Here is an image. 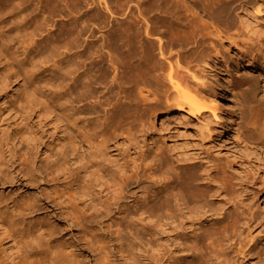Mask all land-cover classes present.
Instances as JSON below:
<instances>
[{
    "label": "bare ground",
    "instance_id": "obj_1",
    "mask_svg": "<svg viewBox=\"0 0 264 264\" xmlns=\"http://www.w3.org/2000/svg\"><path fill=\"white\" fill-rule=\"evenodd\" d=\"M0 1L3 2L5 0ZM12 1L14 3L13 6H15L16 0ZM40 1L41 0H39V2ZM44 1V5L37 6L36 8L33 5L35 0H21V2L19 0L15 8L17 5H22V8L23 5L27 3L24 6V9L27 8L26 11H24L26 13L28 9L31 11L30 8L32 9L33 6L37 10L40 8V10H43L42 7L45 8L48 3H51L50 1L56 3L55 7H58L59 3L65 2V0ZM100 1L101 0L96 1V3ZM118 1L119 0H117L116 3H122L123 6L126 3L123 4L121 0L120 2ZM125 1H129V6L127 7H130V11H128V14H130L128 16L126 14L125 17L123 16L125 19L127 18V20L123 24L122 22H114L115 24L111 25V23V26H109L110 28H108L112 32V35H110L114 42L111 43L114 45L115 52H113L111 48H108V46L111 45L110 43V45L106 47L104 42H109V40L106 41L104 37L105 41L102 40L103 42L99 45H96L93 39L89 41L88 39H82L80 37V57L77 54L80 63H76L77 67L80 65L78 67L80 73L77 74V76L74 75L75 77L73 76V81L70 82L71 80L69 77H72L69 76V74H72L74 68L72 70L69 69V71L64 74L53 69L52 71H48L53 79V82L49 83V85L56 86L58 92L66 97L68 104L74 110L73 114L80 116V156H73L76 162L75 165L80 170V175H76L73 179H70L67 184L62 185L61 191L57 194L58 198L63 202H68L72 198L80 197V227L84 230L97 229L98 222L106 218L109 221L108 227L111 229L142 230L145 233V241L148 248H151L152 238L158 236L156 238L157 251L155 254L158 264H264V219L263 215L253 209L255 203L252 204L249 201L248 190L250 189V180L246 175L235 174V176H232L230 170L227 168L228 164L219 162L208 150L204 149L207 138L212 136V123L210 124V121L204 122V130L201 131V135L198 137L200 150L193 157L183 159L177 158L172 161V159L163 152V147L159 143L160 140L162 141L165 139L164 141L166 142L167 139L171 142V146L174 149L177 148L176 143L172 142L173 140L170 139L171 135H169L170 121H168V118L170 117V113H179L180 116H204L211 119V122L212 118H215V120L217 119L221 127L219 129L220 135L216 136L221 141H225L223 138L224 134L230 127V122H234L235 120V105L230 99L228 92L230 86L227 88L226 81L224 80L225 77L223 79V76L221 77L218 72L212 69L213 66L210 67V62L208 63V61H206L207 58L204 54L200 56L198 53L199 56H194V53L199 51L196 49L197 46L200 47L203 40L200 39L201 36L199 39L197 38L198 34L200 35L202 32H197L195 34L194 30H196V28L194 25L197 27L199 23V25L202 26L203 24H200L201 20L195 24L196 20L199 18L196 19L197 16L194 15L193 20H195V23L193 22L192 24V21L189 20L191 23L188 21L194 27V30L188 32L186 31L188 22L182 19L186 17H183L184 15L181 13L179 16L175 15V13L179 11V4L183 7L182 4L188 0ZM210 1H212V5H217L212 8L210 6L211 4L209 3V5L207 3V5L213 9H211L212 11L217 12L216 14H219L218 9H223V7L226 6L223 5L224 3L227 4L226 1L223 2L224 0ZM233 1L234 0H231L229 4ZM89 2H91V0ZM1 3L0 16L2 18L3 15L6 14V10L4 11L6 2L5 5ZM104 3L100 5L104 7ZM192 3L195 7L200 5L201 8L205 10L204 12H209V6L207 7V5H204V0H193ZM148 4L152 5H150V8L152 7L151 9L148 8ZM49 5L48 7L51 6ZM63 5L66 6V4ZM94 5L97 4L94 3ZM106 5H108V2ZM188 5L190 4L187 2L185 7ZM116 6L118 8L120 7V5ZM260 6H257L258 11L260 10ZM190 7L188 6L189 9L186 8V10L192 11ZM17 8L20 9V7ZM35 8H33L34 11L36 10ZM51 8L53 7L51 6ZM177 8L178 10L176 12L169 15L173 9L175 10ZM105 9L110 11L109 13L111 15L115 11L111 13L112 10L110 7H106ZM121 9L126 10L125 7H123L118 9V11ZM136 10L142 21L138 20V16L136 17V15H134ZM151 11L155 13L151 14ZM36 12H32V14ZM119 12L123 14L124 11ZM18 13L22 12L19 11ZM29 13L30 12H28V14ZM44 13L46 12H42V17L40 15L38 16L39 18L41 17L38 22V29L39 27H44L43 29H45L49 24L51 27L55 25L60 31L67 30L66 27L63 29V23H61L62 25L60 22H57L58 24L56 22L55 24L52 23L54 22L52 20L54 18L52 17L50 18L52 22L49 23V18L45 16ZM52 13L54 14V11L50 14ZM212 13L213 12L208 14L211 16ZM28 14L26 13V16H28ZM32 14L29 16H34V14ZM57 14L54 15L56 16ZM19 15L17 18L20 17ZM191 15H193V13ZM31 17L29 18L31 19ZM36 17L34 18L35 22L36 19H39ZM63 17L64 16L61 18ZM111 17L113 18V16ZM119 17L120 15L116 18L118 19ZM21 18L23 17L21 16ZM190 18L191 17H189V19ZM77 19H79V17ZM186 19L188 20V18ZM56 20L55 18V21ZM20 22L18 24H20ZM62 22H64V20ZM70 23L72 27V22ZM35 25L36 24H34V26ZM88 25L89 24L81 25L80 33L85 30H94ZM22 26L23 25L20 27ZM20 27L18 26L17 28ZM50 28L46 29L49 30ZM171 28L177 30V32L174 31L176 35L174 32L170 34V32L174 30H169ZM184 30L186 33L188 32L189 35L191 33L190 37L194 34L197 35H194V43L189 41L191 44L193 43L191 47H189L187 43H185L186 46L181 42L177 44V37L180 36L182 39ZM41 31L38 32L40 35L35 33L36 36H41ZM50 31L46 33L47 35H43V39H40L41 37L39 38L41 42L44 41L43 44L46 40H49ZM33 32L31 33L33 34ZM192 32H194V34ZM62 33L60 34L62 35ZM94 33L92 32L91 34ZM125 33L128 35V37L126 36L127 39H123V34ZM35 34H33V36ZM153 35L159 38V44L155 41L156 45H154L155 43L153 44V42L151 45H148L146 38H151L150 36ZM36 36L34 37L36 38ZM184 36L185 38L187 37L186 35ZM55 37L58 38L57 35ZM49 38L51 39L52 37ZM101 38L98 37V40L100 39L101 41ZM171 38L177 39L175 43L177 44L176 46H174L175 44L171 41L169 42H171L173 46L170 43V47L167 43L166 45L163 43L166 39L169 40ZM112 39H110V41ZM36 40L39 41L38 39ZM121 40L125 41L122 42ZM185 40H187V38ZM51 41L52 43L55 42L54 40H49L50 43ZM2 42L3 45H7L8 37L5 39L3 38ZM137 42L141 44L139 45ZM52 43L51 45L55 44ZM35 44L33 45L36 49L38 45ZM78 45L79 44H77V46ZM104 45L110 50L108 52L114 53L109 54V57L107 56L108 58L103 59L104 61L106 59L109 61L108 63L106 61V63L113 69H110V67L108 68L110 71L112 70V73L105 67L107 65H104V63L102 64L103 66L99 64V60H97V62L99 61L97 64L89 60L93 53H96V55L98 54V57H106L105 54L101 53V49L104 48ZM155 46H157L156 50L158 48L160 57H156L159 59L166 55H168V57H166L169 58L173 52L176 53L177 59L173 57V59L175 58L176 60L174 59V63H172L173 59L172 61L170 60L169 63H167L169 65L166 64L168 68H166V66L165 69L163 66L168 59L166 57V60L163 58L165 62L164 60L161 61L164 62V65L159 64L161 67L159 68L157 65L161 62H158V58H155L156 61L153 60ZM135 50H137V52H135ZM194 50L196 52H194L193 55L192 52ZM26 51L27 49H24L22 54L26 55ZM78 51L79 50H77V52ZM127 51L132 56H137V58L133 60L129 55L128 57L131 58V60L128 57V59H125L126 57L123 58L126 56L124 54ZM204 51L207 52L209 50L204 49ZM73 53L76 56V52ZM105 53L107 52L105 51ZM209 53H211V51ZM121 54L124 56L122 57ZM97 56L92 58L95 59ZM59 58L61 59L62 56ZM92 63L94 65H92ZM201 63L210 69V83H208V75H206L207 81L202 71L200 72L201 69L203 70V68H205L201 67ZM196 66H199L200 68H198L200 70H198ZM142 67L144 68L142 69ZM48 69L49 68H47V70ZM206 69L208 70V68ZM75 72L73 74H75ZM145 72L149 75L150 80L146 79L148 75L145 78ZM67 74L69 77L66 76ZM107 75L110 76L109 80L106 79ZM66 78L70 80H67V83L65 82ZM233 79L231 83L233 87H231L235 88L239 94L241 90L242 92L246 91L247 89L244 90V88L250 86L247 85L248 82H244L242 78H240L242 80L238 78ZM207 84H210V93L208 97L203 93V97L199 99ZM200 93L201 95L199 97ZM204 97L205 99H203ZM245 99L248 101V97ZM153 100H163L164 102H162L165 104L163 105L161 102V107L165 109L163 108L162 111L155 113L151 117L149 116L150 113L146 114L144 110L148 101ZM242 100L245 104L244 99ZM15 101L17 102L18 99L7 100L6 97L2 98L0 101V113H8L7 116L10 117L17 109V106H14ZM246 104V112L243 108L240 110L241 114L244 112L246 114L242 116L241 122L247 126H251L253 129L252 138H264V102L251 100L248 101V103L246 102ZM147 105L149 106V104ZM108 106L111 107L109 108ZM244 106L245 105H243V107ZM101 111H104V114H102L103 112L101 113L102 116L100 114ZM131 111L137 112L139 121L133 122L136 121L133 120L135 117L130 114L125 116H131L133 121L131 118L130 120L133 122V125L137 123V126L134 125V129L132 128L131 130L129 126L128 128L123 125L129 130L124 129V132L122 131L123 134H118L121 135L120 138L123 140V145H120L114 141L115 138H113L115 135L114 131L117 130L116 126L115 129H113V123L117 120V117H119V120L120 118L123 120L124 118L121 116L126 113H131ZM51 113L52 111L49 110V114ZM117 114L122 115L117 116ZM114 117L116 119L115 121ZM153 117L156 118L157 125L153 122ZM124 120H126V118ZM175 120H173V123ZM55 121L62 123L63 120L57 116L55 117ZM120 124L121 125H118L120 126L119 129L121 128L122 130V121ZM61 125L63 126V124ZM64 130L65 126L62 131ZM22 135H25V131L23 130ZM232 147L239 149L236 144H232ZM112 149H115V155L110 153ZM48 157H51V155L48 154ZM48 168L49 173H54L59 171L61 166L53 163ZM1 171L0 162V177ZM68 209L71 208L68 207ZM35 227L37 230H31L35 234L33 243L25 245L23 230H17L14 220L5 215L0 209V264H58L57 257L60 254V249L62 251L64 246L59 248V246L50 243L49 239L53 230H45L47 226L43 222L38 221ZM40 238H46L47 241L45 243L41 242L39 240Z\"/></svg>",
    "mask_w": 264,
    "mask_h": 264
},
{
    "label": "rangeland",
    "instance_id": "obj_2",
    "mask_svg": "<svg viewBox=\"0 0 264 264\" xmlns=\"http://www.w3.org/2000/svg\"><path fill=\"white\" fill-rule=\"evenodd\" d=\"M89 1L90 0H65V2L59 3L58 7H55L56 3L50 1L51 3H48L45 8L42 7L43 10H40V8L38 11L36 9L37 6L44 5L45 1L41 0L39 2V0H35L33 5L36 8L33 6L32 9L35 8L36 10L34 11V9L32 10L30 8L31 11H29L28 9L26 12L27 14L30 12L28 16H26V13L24 12L27 9H24V6L27 3H23L24 5L22 8V5H17V7H20L19 9L17 7L15 8L19 0L15 1V6H13L14 3L12 0H5L3 2L0 1V3L2 2V5H5L6 2L4 7L6 14L3 15L2 18L0 16V101L4 97H6L7 100H13L15 98L18 99L17 102L15 101L14 105L15 107L17 106V109L11 114L10 117L7 116L8 113H0V162L2 170L0 177V209L5 215L11 217L14 220L17 230H23L25 245H30L33 243L35 234L31 230H37L35 224L38 221L43 222L47 226V229L45 230H53V233H51L49 239L50 243L52 245L59 246V248L64 246L62 251L60 249V254L57 257L58 264H158L157 257L155 255L157 251L156 238L158 236L152 238L151 248H148L145 241V233L142 230H114L108 227L109 221L106 218L98 222L97 229L84 230L82 227H80V197L72 198L68 202H63L57 196V194L61 191L62 185L67 184L69 180L73 179L76 175H80V170L76 167V162L73 159L74 155L80 156V116L73 114L74 110L68 104L66 97L58 92V88H56V86L49 85V83L53 82V79L52 75H49L48 71H52L53 69L64 74L67 73L69 69L72 70L74 68L76 72L73 69L72 74H69V76L72 78H70L68 74L66 75L71 81L67 79L68 77L65 79L66 83L67 80L72 82L73 76H77V74L80 73V69L78 68L80 65L78 67L76 66L78 63H80V60H78L81 49L80 37L82 39H88L89 41H92L93 39L96 45L101 44V42H103L102 40L105 38L106 41L109 40V42H104L106 47L111 44L113 47L110 45L111 47L108 46V48H111V50L115 52L114 45L112 44L114 41L111 38L112 32L108 28H110L109 26L115 23H125L127 20V18H124L125 15L127 14L128 16L130 14H128L130 7H127L129 6V1L127 2L125 0H121L123 4L126 2L123 6L122 3H116L117 0H106L108 5H106V1L101 0V3L105 2L104 7L100 5V2L96 3V1L99 0H91V2ZM204 1L206 3H204V5H207V3L211 4L212 2L210 0ZM225 1L227 4H223L226 5L223 7V9H218L219 14H216L217 12L212 11V8L216 7L217 5L213 4V6L212 4H209L212 8L207 5V7H210H208V13L213 12L210 16V14L204 12L205 10H203L200 5L195 7L192 3L193 0H190V2L188 0L187 2L190 4L188 6L190 7L192 5L190 10H194L193 12L186 10V8H189L188 6L185 7L187 4V2H185L182 4L183 7H181V4H179V13L176 12L178 10L177 8L175 10L173 9L169 15L176 12L177 14L175 13V15L179 16L181 13L184 15L182 16L188 18V20L186 18H182V16L181 18L186 20V22L189 20L192 21V24L193 22L195 23V20H193L194 15L197 16L196 19L199 18L196 20L195 24L201 20L200 24L203 25L201 26L199 23L197 24L198 30L201 28V31H198L195 25L194 27L196 30H194V27L190 24V21V23H187L188 29L186 27V31L191 32L194 30L195 34L197 32L204 33H200V35L198 34L197 36L194 34V32H192L195 36H197L198 39L201 36L200 39H203L202 43L205 41L203 44L200 42L201 46H197L196 48L199 51L195 49L197 53H194L196 52L194 50L192 54L194 53V56H202L204 54V56L208 59H206V61H208V63L210 62V67L213 66L214 68L212 67V69L215 72H218L221 77L223 76V79L225 77L224 80L226 81L227 88L230 86L228 88L230 90H228L230 99L235 105V120L234 122H230V127L224 134L223 138L225 141H221L216 136L220 135L219 129L221 127V124L217 119L215 120V118H212L211 122V119L204 116H180L179 113H170V117L168 118V121H170L169 135H171L170 139L173 140L171 141L176 143L177 148L174 149L171 146V142L167 139L166 142L164 139L162 141L160 140L159 143L163 147V152L170 159H172V161H174L173 159L177 158L183 159L187 157H193L200 150L198 145V137L201 135V131L204 130L203 124L206 121H210V124L212 123L211 125L213 127L212 132H214H211L212 136L207 138L204 149L208 150V152L217 158L219 162L228 164L227 168L230 170L232 176H235V174L247 176V178L250 180V189L248 190L249 201L252 204L255 203L253 209L263 215L264 219V138H252L251 135L253 129L251 126H247L241 122L242 116L246 115V102L248 103V101L251 100L264 102V0H234V3L232 2L231 4H229L231 0H224L223 2ZM118 2H120V0ZM94 3L98 6L94 5ZM49 4L53 8H51ZM63 4H66V6ZM114 4L118 6L120 5V7L118 8ZM257 4L259 6L261 5V11H258ZM48 5L50 7H48ZM150 5L148 8H150ZM105 6L111 8V13L115 10L116 13L115 11L114 13L117 15L115 16L114 13L111 15L109 13L110 11L105 9ZM123 7H125L126 10H119L124 11L122 14V12L120 13L118 9ZM18 9L22 13H18ZM220 10L223 11L221 12ZM53 11L54 14L58 13L57 15L59 16H55L53 13L50 14ZM152 11L151 14L156 12L155 11L153 13ZM32 12L36 13H33L34 16L31 17L29 15L32 14ZM42 12H46L44 15L48 16L50 21L49 23L52 22L50 19L52 17L54 18L52 19L54 21L52 23H63V29L66 27L67 30L60 31L57 29V27H55V25L51 27L49 24L47 27H45V29L51 27L52 30L51 28L49 30H45L43 29L44 27H39L38 29V22L42 17ZM191 12L193 15H191ZM48 13L51 16H49ZM18 15L20 16L19 18H17ZM39 15L41 16L40 18L38 17ZM110 15L113 16V18ZM118 15H120V17L117 19L116 17H118ZM134 15H136V17L138 16V20L142 21L137 10L134 12ZM21 16L23 18H21ZM36 16L39 19H36L35 22L34 18ZM62 16H64L63 18L66 20L61 18ZM29 17H31V19ZM78 17L79 19H77ZM189 17L191 18L189 19ZM55 18L57 19L56 21ZM63 20L64 22H62ZM19 22L21 25H23L22 27H20L21 25L18 24ZM70 22H72L73 28L70 26ZM34 24L36 25L34 26ZM85 24H89L88 26L92 27L94 30H87L89 33L86 30H82L84 32L80 33V26ZM18 26L20 28H17ZM40 29L43 30L41 31ZM173 29L174 28H171L169 30ZM40 31L41 36H38L40 35V33L38 34ZM49 31L51 32L50 35L53 34L52 36L49 35V37H52L53 39H50L49 37L48 39L54 40V45H51L52 41L50 43L49 40H46L43 44L44 41L41 42V40H39L40 37V39H43V35H47L46 33ZM91 31L93 33L95 31V33L91 34ZM174 31L177 32L176 29L169 32L172 34ZM31 32H33V34H38V38L36 34L34 35L36 36L35 38ZM58 32L63 33L61 35ZM188 32L186 33L184 30L182 34L184 39H181L180 36L177 37L179 42L177 39H175V36V38H171L174 41L171 39H166L163 43L165 45L167 43V45L170 47L171 45L173 46V44H175L177 41V44H180V42L183 45L187 43V45L189 44V47H191L195 41V39H193L195 36L193 35L190 37L191 33L189 35ZM174 34L176 35L175 32ZM56 35L58 38L55 37ZM60 35L61 37L59 38ZM90 35H93L95 39ZM123 35V39H127V33ZM184 35L187 36L186 38L187 40L189 39L188 41L185 40L186 38ZM153 36H150L151 38H146L148 45H151L152 42L153 44L155 43L154 45H156V42L159 44V38L154 36L157 38L155 39ZM6 37H8V44L3 45V38L5 39ZM98 37H102L101 41L100 39L98 40ZM36 39H38L40 43ZM110 39L112 40L110 41ZM136 39L138 40L137 37ZM34 40L36 41L33 42ZM169 41H171L173 44ZM189 41L193 43L191 44ZM35 43L39 46H37L36 49L33 45ZM77 44L79 45L77 46ZM137 44L140 45L141 43L137 42ZM105 45L104 48L101 49V53L105 54L106 57L102 56V58L100 56L102 58L101 59L97 56L98 54L96 55V53H93L91 59L89 58V60L96 64L99 61V64L101 65L104 63V65L108 66H105L107 70L112 73L113 69L107 64L109 61L107 59L104 61L103 59L108 58L109 54L114 53L108 52L110 50L106 48ZM157 46L154 47L155 54L153 55V60L160 57L158 48L156 50ZM184 46H186V44ZM203 48L209 51L206 52ZM24 49H27L26 55L22 54ZM77 50L79 51L77 52ZM105 51L107 53H105ZM210 51L211 53H209ZM73 52H76V56ZM135 52H137V50H135ZM126 53L124 54L126 56L121 54L122 57L124 56L123 58L126 57L125 59L129 58L128 55L133 60L137 58V56H132L129 54L128 51ZM171 55L169 58H167L168 55H166L167 57L165 56L168 60L163 57L165 58L166 62L162 57L161 59L158 58V62L161 63H158L157 66H159V64L164 65V62L165 65L163 68L169 65L167 63H169L170 60L172 61L173 57L177 56L175 52L171 53ZM61 56L62 58L60 59L59 57ZM96 56L97 58H95V61L93 58ZM131 58L129 59L131 60ZM57 59L62 61H58ZM174 59L172 63H174L177 57L175 60ZM97 60L99 61L97 62ZM161 60H164V62ZM93 63L92 65H94ZM201 65L202 68L205 67L204 64L201 63ZM109 67L112 69L111 71L108 69ZM47 68L49 69L47 70ZM143 68L144 67H142V69ZM159 68L161 67L159 66ZM166 68H168V66ZM199 68L198 70H200ZM206 68H208V70ZM203 70L201 69L200 72L202 71L206 80L208 77L209 81H207L210 83L211 79L209 76L211 75V72L209 67H205ZM74 72L75 74H73ZM109 75H107L106 78L108 80L110 77ZM147 75V73L144 75L145 78ZM206 75L208 76L206 77ZM147 77L148 78L146 79L150 80L149 75ZM233 78H242L244 82H248L247 85H250L251 87L247 86L248 88H244V90H247L243 92L241 90L239 94L235 88H232L233 86L231 83L234 80ZM108 80L106 81L109 82ZM209 85L207 84L206 87L204 86L205 92H202L201 97V93L199 94V99H201L204 94L205 96L207 95L206 97H208L210 93ZM244 93L245 96L248 97V101L245 99L247 97L244 96ZM203 99H205V97ZM242 99H244L245 104L243 103ZM162 101H148L147 104H149V106L147 104L145 105L146 111L144 110V112H146V114L150 113L149 116L152 117L155 113L162 111L164 108L161 107L162 103L164 102ZM164 104L165 103H163V105ZM243 105L245 106L243 107ZM108 107L110 108L111 106ZM241 108L245 109L243 114L240 112ZM49 110L52 111L51 114H49ZM134 112L135 111H131V113H126L124 115L117 114V116L122 115L121 117L124 119L126 118V120H121V118L119 120V117L115 116L117 117L116 120L114 117V121H116L113 123V129H115L116 126L117 130L114 131L112 129L115 133V135L113 133V138H115L114 141L120 145L123 143V140L120 138L121 135L118 134H123L124 129L129 130L128 128L130 127L132 130V128L134 129V125L137 126V123H134L133 125V122L139 121L137 112ZM101 113L104 114V111H101L100 114ZM129 114L134 116L136 119L133 118V120L136 121H133L131 116L125 117ZM57 116L63 120L62 123L55 121V117ZM130 118L133 122L130 120ZM152 120L157 125L156 118L153 117ZM173 120H175L174 123ZM121 121L122 130L121 128L119 129L120 126H118L121 125ZM61 124H63V126ZM123 125L129 127L126 128ZM64 126L65 132L62 131ZM22 130L25 131V135H22ZM232 144H236L239 149L233 148ZM85 148L87 149L86 146ZM110 153L115 155V149L110 150ZM48 154L51 155V157H48ZM53 163L60 165L61 169L57 172L49 173L48 167ZM68 207L71 209H68ZM39 240L44 243L47 241L46 238H40Z\"/></svg>",
    "mask_w": 264,
    "mask_h": 264
}]
</instances>
